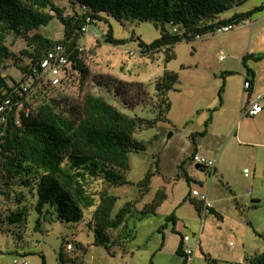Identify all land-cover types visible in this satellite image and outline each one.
<instances>
[{
	"label": "rangeland",
	"instance_id": "rangeland-1",
	"mask_svg": "<svg viewBox=\"0 0 264 264\" xmlns=\"http://www.w3.org/2000/svg\"><path fill=\"white\" fill-rule=\"evenodd\" d=\"M54 2L64 7L65 14L84 11L77 5L72 9L67 0ZM258 6L264 7V0H243L233 5L220 16L229 17L237 12L252 10L248 17L253 22L252 26L238 24L227 32H208L200 38L183 39L173 46L175 57L168 62L164 61L163 49L155 54L154 59L137 53V37L151 43L160 36V30L152 21L121 24L105 17L89 25L88 32L78 39L79 46L83 48L81 54L88 69L87 75L83 81L75 80L73 83L69 81L72 76L67 75L60 85L49 87L45 94L39 93L35 99L37 103L54 98L58 105L73 108L81 103L84 95L92 93L122 111L150 118L155 116L158 102L155 81L165 70L178 75L176 90L168 92L171 106L165 114L167 120H160L155 127L133 134L135 139L145 143L146 149L129 154L130 166L125 175L129 183L109 189L117 196L112 215L125 203L134 202L132 214L126 219V228L132 229L134 235L123 246L114 245L110 249L94 244L90 226L92 209L85 210L82 221L78 223L46 220L35 229L38 217L33 209L35 196L19 184H4L5 179L0 177V264H11L14 258L23 257L27 264H61L60 252L63 253L64 264H71V257L75 264H181L183 258L176 253V249L182 234H188L190 243L196 244L190 264H212L207 259L208 255L218 264H234L242 262L245 254L263 249L264 199L255 203L247 194L253 186L250 183V164L245 159L229 164L232 176L229 180L222 178L211 167L196 168V163L191 160L195 152L190 136L194 133V139L199 140L204 121L219 102L217 89L221 84V71L227 68L236 72V76L228 77V86L232 95H236L242 84L239 56L264 52V9L256 10ZM109 26L115 38L127 39V42L111 45L95 39L93 30L104 32ZM37 31L58 40L62 37L63 25L53 18ZM6 44L13 54L6 60L3 70L7 81L12 83V78L27 83L29 95L37 93L42 87L39 81L23 78L17 66L25 41L9 35ZM130 51L136 53L129 55ZM24 62L23 59L21 64ZM247 64L254 65L259 74L264 73V58L254 63L247 60ZM205 141L206 148L203 147L201 152L208 158H214L215 165H219L217 155L224 138L218 140L207 136ZM245 167L248 176H244ZM147 170L154 175L150 189L140 197L143 187L138 186V182ZM185 176L189 177V182ZM92 186L93 190H97L101 184L96 182ZM193 189L207 194L223 219L216 212L204 216L199 214L194 204L199 199L191 194ZM18 192L24 195L20 203L15 199ZM157 192L164 199L160 198L162 201L154 211H135L153 202ZM16 210L23 212L25 220L8 222L6 216ZM171 212L178 217L176 232L171 230L172 223L166 221ZM67 240L72 244L71 250L65 247Z\"/></svg>",
	"mask_w": 264,
	"mask_h": 264
},
{
	"label": "trees",
	"instance_id": "trees-1",
	"mask_svg": "<svg viewBox=\"0 0 264 264\" xmlns=\"http://www.w3.org/2000/svg\"><path fill=\"white\" fill-rule=\"evenodd\" d=\"M67 1L72 9L77 5L84 11L65 14L64 7L54 0H0V103L6 97L12 101L11 107L0 112V177L5 179L4 184H19L35 196L33 209L38 215L35 229L41 221L46 220L78 223L82 221L85 210L92 209L90 226L93 243L110 249L114 245L123 246L134 235L132 229L126 228V219L132 214L134 202L125 203L112 215L117 196L111 194L109 189L129 183L125 176L130 166L129 154L146 149L145 143L135 139L133 134L155 127L160 120H167L165 114L171 106L168 92L176 90L178 75L174 71L165 70L155 81L154 91L158 102L155 116L150 118L122 111L92 93L84 95L81 103L73 108L66 109L58 105L54 98L42 99L37 103L35 99L39 93L45 94L49 87L54 86L49 81H42V87L37 93L28 94L27 97L13 92L21 81L11 78L12 83H9L3 73L6 60L13 56L6 44L7 37L11 35L25 41V47L19 52L21 57L17 58V66L23 78L33 73L34 69L40 70V63L51 47L56 43L64 44L68 60L74 68L70 73L72 79L69 80L73 83L75 80L83 81L88 72L82 59L83 48L79 50L78 44L87 16L90 24L104 20L105 17H111L121 24L128 21H152L160 30V36L151 43H145L137 37L138 55L154 59L155 54L163 49L164 61L168 62L175 57L173 46L176 43L183 39H196L208 32L214 33L221 25L237 26L242 19L250 17L252 10L234 13L229 17L220 16L243 0ZM255 9L261 10L264 7ZM53 18H57L63 25V34L58 40L37 31ZM103 33V42L111 45L127 42V39L115 38L110 26ZM133 54L129 52V55ZM263 57L264 53L246 54L241 63L247 73H252L246 66V60H259ZM23 59L25 62L21 64ZM222 89L223 85L218 89L220 101ZM210 121L209 114L200 135L206 133ZM190 136L193 141L195 134ZM153 175L151 170H147L138 182V186L143 187V191L139 192L140 197L150 189ZM185 179L190 181L188 176ZM96 182L101 187L93 190L92 185ZM159 192L153 202L135 211H154L164 199V196H159ZM23 197L22 192L15 194L18 203ZM196 201L195 208L200 214L202 202ZM210 212H215L212 207ZM23 216V212L16 210L8 213L6 218L8 222L15 223L25 220ZM166 221L172 223L171 230L176 232L177 217L173 212L166 216ZM111 232L114 234L111 235ZM181 238L176 253L183 258L181 264H187L190 260L183 253ZM67 243L70 242L65 241V246ZM208 256L212 264H218L216 259ZM69 259L71 264H75L73 257ZM59 260L64 264L62 252L59 253ZM234 264H264V248L253 254H245L242 262Z\"/></svg>",
	"mask_w": 264,
	"mask_h": 264
},
{
	"label": "crops",
	"instance_id": "crops-1",
	"mask_svg": "<svg viewBox=\"0 0 264 264\" xmlns=\"http://www.w3.org/2000/svg\"><path fill=\"white\" fill-rule=\"evenodd\" d=\"M252 25L253 22L251 26ZM262 53L264 52L245 53L239 56L240 63L242 57L246 54L258 55ZM247 60H250L254 63L256 61H260L261 59L256 60L254 58H248ZM247 60L246 66L252 70L253 74L247 73L243 64L241 63L242 84L241 87L237 89L235 93L236 95H232L233 92L228 86V77L231 78V76H236V72L227 68L221 71V76L219 75V78L221 79L220 86L223 85V89L221 91V101L217 97V100H219V102L217 101V105L214 107L212 114H210L211 121L207 126V131L204 135L200 136L198 141H196L195 139L193 140L192 147L195 153L205 156V154H203V152L201 151L203 150V147L206 148L205 139L207 138V136H212L218 140L224 138V144L222 145L221 150L217 155L219 165H215L214 168L211 169L216 170V172H218L222 176V178L229 180L232 179L231 172L228 169L229 164L232 163L233 165L235 163H238L241 159L247 160V162L251 166L250 183L253 185L252 188H249L247 190V194H250L251 199H253L254 202H259L264 199V99L261 100L262 111L254 116L243 115L242 108L252 98L264 92V73L262 72V74H259V72L255 68H253L254 65L249 66L247 64ZM229 71L232 73H225ZM243 72H245L248 77L252 79V83L247 89H245L243 86ZM244 169L247 168L245 167ZM248 174L249 172L247 174L244 173V176H248ZM232 197L236 199V196L232 195ZM212 209L216 213H218L213 205ZM218 215L221 219H223L220 213H218ZM176 226L177 221L175 223V228Z\"/></svg>",
	"mask_w": 264,
	"mask_h": 264
},
{
	"label": "built area",
	"instance_id": "built-area-1",
	"mask_svg": "<svg viewBox=\"0 0 264 264\" xmlns=\"http://www.w3.org/2000/svg\"><path fill=\"white\" fill-rule=\"evenodd\" d=\"M86 18V24H84L81 28L83 33L88 32V26L91 25L90 18L87 16ZM239 24H249L251 25L252 22L246 18L242 19ZM235 25L232 24H225L217 27L214 31V33H221V32H227L231 30ZM93 36L95 39L103 40L104 39V33L98 32L96 30L92 31ZM200 38V37H196ZM81 47L79 48V50ZM134 52L130 51V54H133ZM136 53V52H135ZM137 53H139L137 51ZM72 71H74V68L72 64L68 60L67 56V48L62 43H56L53 47H51L47 52L45 57L42 59L40 63V70L34 69V72L28 75V79L33 81H39L41 83L42 81H49L52 86L59 85L62 80L69 75ZM251 82L248 75L243 72V86L245 89L249 88ZM30 91L29 84L27 83H19L18 86H15L13 89V92L18 96H25L27 97ZM264 99V92L260 93L256 97L252 98L250 101L247 102L246 105L242 108V114L243 115H249L254 116L262 111V104L261 100ZM20 101V100H19ZM18 101V102H19ZM12 101L10 97H6L1 103H0V112L5 110V108L11 107ZM3 118V117H2ZM191 160L195 162L196 164L204 165L207 167L214 168L215 166V160L208 158L206 156L194 153L191 157ZM248 170L244 169V173L247 174ZM191 194L193 196L198 197V199L202 202V209L201 214L204 216L206 213L210 212V208L212 207V204L207 196V194H200L196 189L191 190ZM196 244L190 243V237L188 234H183L181 238V247L183 250V253L188 256V259L190 260L194 250H195ZM66 249L70 250L72 249L71 243L66 244ZM11 264H27V260L23 257L21 259L14 258L11 262Z\"/></svg>",
	"mask_w": 264,
	"mask_h": 264
},
{
	"label": "water",
	"instance_id": "water-1",
	"mask_svg": "<svg viewBox=\"0 0 264 264\" xmlns=\"http://www.w3.org/2000/svg\"><path fill=\"white\" fill-rule=\"evenodd\" d=\"M195 167H196V168H202V169H205V168H206V166H204V165H200V164H195Z\"/></svg>",
	"mask_w": 264,
	"mask_h": 264
}]
</instances>
